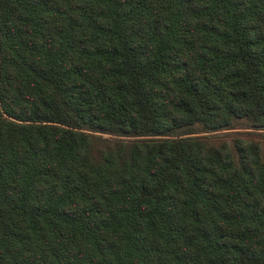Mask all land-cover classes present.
Wrapping results in <instances>:
<instances>
[{
  "label": "trees",
  "instance_id": "1",
  "mask_svg": "<svg viewBox=\"0 0 264 264\" xmlns=\"http://www.w3.org/2000/svg\"><path fill=\"white\" fill-rule=\"evenodd\" d=\"M0 264H264V0H0Z\"/></svg>",
  "mask_w": 264,
  "mask_h": 264
}]
</instances>
